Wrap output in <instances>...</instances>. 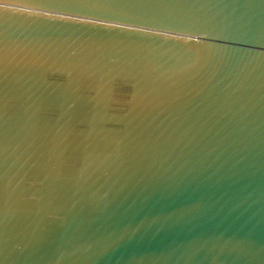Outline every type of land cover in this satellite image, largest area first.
<instances>
[{
  "label": "water",
  "instance_id": "obj_1",
  "mask_svg": "<svg viewBox=\"0 0 264 264\" xmlns=\"http://www.w3.org/2000/svg\"><path fill=\"white\" fill-rule=\"evenodd\" d=\"M0 264H264V0H0Z\"/></svg>",
  "mask_w": 264,
  "mask_h": 264
}]
</instances>
